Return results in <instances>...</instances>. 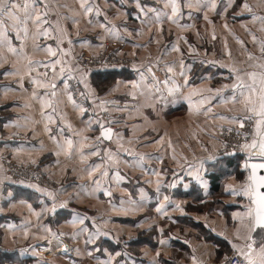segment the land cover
<instances>
[{
  "label": "crops",
  "instance_id": "crops-1",
  "mask_svg": "<svg viewBox=\"0 0 264 264\" xmlns=\"http://www.w3.org/2000/svg\"><path fill=\"white\" fill-rule=\"evenodd\" d=\"M47 2L50 6L51 21L55 22L64 16L75 17L80 21L79 24H73L70 19L60 20L61 25L68 30V38L73 41L72 57L75 58L89 51H99L100 43L108 37L116 39L95 23L91 25L87 23V19L95 21L97 18L94 14L84 17L78 0H47ZM93 2L99 4L112 25L132 23L136 20L140 27L134 5L124 4L123 11L120 12L122 0H93ZM145 2L154 4V0H145ZM192 2L195 4L196 0ZM216 2L218 7L215 12L205 13L196 7L183 9L184 15L180 23L192 24L191 28H180L165 22L162 33L157 31L155 25L152 26L151 31L145 28L143 34L138 37L128 36L125 33L128 53L135 59V64L141 67L151 61L156 65L154 69L158 75L155 76V80L151 74H146V81L141 82L142 88H132L130 82L139 81V77L136 72L133 74L130 70L121 73V77L116 76V81L106 88L104 83H100L99 92L89 78L88 83L97 90V95L106 100L119 102L116 106L109 105V108H125L124 111L104 112L108 114V118L119 121L111 125L114 132L123 134V140L120 142L113 137L112 141H104L100 145L101 148L109 147L112 153L119 155L118 162L106 165L109 168V177L102 178V187L109 189L111 196H104L103 191H93L91 182L100 175L99 170L91 178L86 172L88 165L93 162L100 163L99 157L88 156L86 162H81L75 152L70 159L63 153L59 156L53 154L56 146L49 139L50 133L44 130L46 119L41 114L40 101L32 97L33 86L30 84L31 78L44 79V67H34L29 74L27 60L18 59L6 49L0 48V54L7 59V63L0 67V157H8L19 164L40 166L52 177L55 189L49 190L57 193L58 201H70L67 208H58L54 215L47 213L38 221L27 207V203H31L36 212H39L40 199L46 204H50L51 201L46 197H39L30 188L4 179L0 184V208L3 209L0 211V264H73V261L75 264H98V261L108 259L105 249L110 253H122L121 256L115 257L113 264L116 261H119V264H153L154 261H159V264H210L218 262L230 253H224L208 236L224 240L227 249L231 248V253L234 251L232 244L229 243L230 240L238 245L244 244L243 240L235 239L232 213L243 211V204L247 203V198L242 195H230L227 189L239 187L245 181L248 171H245L244 165L237 167L222 165L218 142V133L222 127L238 125L216 118L217 114L233 115L240 105L222 103L214 93L205 90L219 88L222 84L232 82L229 68L221 67V64L235 65L246 71L259 70L254 67L259 61L249 59V53L254 57H259L260 53L259 44L253 42L249 32L258 40H264V31H261L264 25L260 20L253 21L251 18L253 13L257 17H264V0H236L239 5L246 2L251 12L234 5L222 16L219 13L227 0H216ZM59 5H67V7H58ZM157 6L163 7L162 4ZM123 12L127 15L125 16ZM188 13L192 14V19L188 18ZM18 14L23 15L22 12ZM205 14L212 23L203 19ZM98 19L103 20V16ZM225 22L228 24L227 29L223 27ZM77 30H79L78 35ZM213 32L216 36L215 40L211 38ZM9 35L13 45L19 48L21 41L15 38L10 26ZM153 37L157 42L150 43ZM68 38L61 47L68 49ZM84 40L88 43H82ZM238 40L243 43H238ZM38 42L41 46L47 45L56 49L54 38L41 36ZM133 44L147 45V47L134 48ZM173 44H178L182 50L185 65H191L188 86L181 92L169 91L174 88V83L183 85V78L178 75V61L181 57L180 53L170 50ZM26 52L32 61L42 63L57 58L50 57L45 51L33 50L31 39L26 42ZM158 58L160 59L157 64ZM64 59L69 58L64 57ZM202 60L219 63L212 65L201 63ZM70 63L73 67L76 66L74 59H71ZM166 64L174 65V73L167 72ZM13 67L19 70L18 75L2 74L6 69ZM59 67L60 65H57L55 69L57 73L55 82L62 87V79L58 75ZM185 70L187 71V68ZM74 74L79 75V73ZM165 80L168 83H165ZM6 86L9 90H6ZM82 89L85 91L84 87ZM110 89L115 91L107 94ZM35 90L38 94H43L45 91L39 87ZM133 92L136 93L135 99L132 96ZM141 92L144 94L141 95ZM197 92L212 97L204 105V108L212 109L207 115L203 110L196 112L201 98L199 95H192L193 109L189 108L186 97L189 93ZM230 92V89H226L225 96ZM60 98L64 101L59 105L62 116L53 114L51 108L44 109L45 112L53 115L55 123L48 125L53 130V134L57 130V125L63 121V124L71 123L74 130H81L84 136L92 138V143H95V137L99 136L98 126L94 123V130H88L83 123L89 116H93L91 105L87 104L89 111L81 116L66 97ZM25 118H28L27 128L5 126L8 121L25 124ZM15 135H20V139H16ZM65 135L71 133L66 131ZM72 138L74 141L80 139L76 136ZM121 143L122 147L119 146ZM32 146L35 150H30ZM41 146L42 151L39 150ZM17 148H23V151L16 152ZM125 149L131 151L133 155H128ZM84 151L87 153V146ZM141 154L151 156V160H146L143 164L137 163L136 157ZM173 156L176 158L175 161L172 159ZM160 158L163 159V163L159 162ZM33 160L35 163H32ZM153 169L167 170V174L161 177L159 194L155 183L157 177L151 175ZM116 171L121 174L119 179L113 175ZM173 171L178 176L174 177ZM197 172L203 180V187L193 178ZM3 177V172L0 171V179ZM149 180L152 183H147ZM173 180L176 181V187H168L167 185ZM80 185L85 186V189L78 187ZM141 189L146 194L145 204L137 211L120 210L122 198L125 201L124 208H131L129 199L141 200ZM8 192L13 194L11 205ZM164 195H169L172 200L181 203L185 210L184 214L173 210L166 202L164 203L167 215L158 214L156 207L163 202ZM73 197L78 198L72 199ZM21 200L26 203H20ZM73 209L89 217L85 220V226L90 230L94 231L91 228L90 218L95 217L97 225L110 235L101 237L96 245L85 244L87 234L72 238L71 234L81 227L78 224L73 226L71 223ZM221 212L223 215H220ZM42 226L50 227L57 234L65 235L57 241L43 231ZM158 227L163 229V234L157 230ZM221 232L224 235H220ZM225 236L228 238L225 239ZM114 238H118L119 243ZM161 239L166 240L167 243L161 245ZM65 246L68 248L67 252L63 251ZM97 247L101 250L96 251ZM157 252L160 253L159 257L156 256Z\"/></svg>",
  "mask_w": 264,
  "mask_h": 264
},
{
  "label": "snow or ice",
  "instance_id": "snow-or-ice-1",
  "mask_svg": "<svg viewBox=\"0 0 264 264\" xmlns=\"http://www.w3.org/2000/svg\"><path fill=\"white\" fill-rule=\"evenodd\" d=\"M78 4L84 17L87 18L94 14V16L97 18L95 21L93 19H87V23L89 25L95 23L98 27L104 29L109 35L120 40L124 39V37L121 35V31L126 33L128 36L135 35L138 37L143 34V30L145 28L151 31L153 25L156 26L158 32L162 33V26L165 22L175 24L180 28H191L193 27L192 24L180 23V20L184 15V8L196 7L199 11H204L206 13L207 11L215 12L218 7L216 0H196L195 4L192 2V0H154V4L146 3L145 0H122L120 12L123 11L124 4H132L136 9V19L140 21V27L130 28L127 23L121 25H112L108 15L103 12L99 4L93 2V0H78ZM161 4L163 7L157 6ZM234 5L236 7H242L243 9L251 12V8L246 2L242 5H239L236 3V0H227V3L224 4L223 10L219 13V15L222 16L229 9L233 8ZM58 7H67V5H59ZM20 12L23 13L22 16L18 14ZM120 12H118V14H120ZM123 14L125 16L127 15L126 12H123ZM49 15L50 6L47 0H24L22 4L18 3L17 0H0V48L6 49L9 53L18 57V59L27 60L29 74L34 67L42 66L44 68L53 69V76L50 80L47 78V73L43 74V80L39 78L30 79V84L33 86L32 97L40 101L41 114L46 119L44 130L50 133L49 139L52 140L56 146V151L53 154L59 156L61 153H63L67 158L70 159L73 155V152H75L79 155L81 162H86L88 156L99 157L100 163L93 162L92 164L88 165L86 172L91 178L93 177V174L99 170L100 175L94 178L91 182L93 185V191H103L104 196H111V191L102 187V178L109 177L110 172L106 165L111 162H118L119 155L118 153H112L109 147L101 148L100 145L103 144L104 141H112L113 137H115V139L120 142L123 140V134L120 132H114L113 127L111 126L114 122L118 123L119 121H113V119L110 117L105 119L102 113H111L113 110L124 111L125 108H109V105L116 106L119 102L116 100H106L97 95V90L92 88L87 81L89 70H81L79 64H77L75 67L71 65L70 60L74 59V57H72L73 41L68 38V30L61 25L60 20L63 19L67 21L70 19L73 24H79L80 21L75 17L64 16L53 22L49 19ZM101 16H103V20L98 19ZM188 18L192 19L191 13H188ZM251 18L253 21L260 20L261 24L264 25V17H257L253 13ZM203 19L209 23H212L209 20L207 14L203 16ZM9 21H11V25H9ZM9 26L15 33V38L21 41L19 48L15 47L12 43V39L9 35ZM223 27L227 29L228 24L225 22ZM261 31H264V26H262ZM78 34L79 30H77V35ZM249 34L252 35L253 42L259 44V50L261 53L260 57H254L251 53L248 54L250 60L255 59L259 61V63L254 65V67L259 70L246 71L237 68L235 65L229 66L221 64V67L229 68L232 82L222 84L219 88H208L205 91L208 93H214L216 97L220 98L222 103H230L234 106L240 105L233 115L225 116L222 114H217L216 118L222 121H227L229 124L238 125L236 135L237 137L242 136L244 138V142H237L239 150L247 153L249 159L252 157H258L260 160L258 163L249 164L246 162L244 164V169L245 171L250 169V171L248 172L245 181L239 187L229 188L227 191L230 195H242L247 198V203L243 204L244 210L232 213L235 239L244 241L243 245H238L232 240L229 241V243L232 244V249L236 256L241 258L237 264H264V174H260L261 171L264 170V40H258L254 34L250 32ZM41 36L50 39L54 38L56 40V49L54 50L53 47L47 45L41 46V44L38 42ZM66 38H68V49L61 47ZM211 38L212 40L216 39L214 32ZM29 39L32 41L33 50L45 51L50 57L57 58L55 60H49L47 63L32 61L30 55L26 52V42ZM149 42L152 43L157 41H155L153 37V39H151ZM237 42L243 43V41L239 40ZM82 43H88V41L84 40ZM185 43H187L186 39ZM132 46L134 48L147 47V45L137 44H133ZM189 47L191 48V46ZM225 48H227L226 43ZM170 50L180 53L181 58L178 61V75L183 78V85L174 83V88L170 89L169 91L181 92L184 87L188 86L191 65H185L183 59L184 54L178 44H173ZM64 57H68L69 59H64ZM159 59L160 58L157 59V64L159 63ZM5 63H7L6 57L0 54V67H2ZM201 63L216 65L219 62L202 60ZM57 65H60L58 75L62 79V87L58 86L55 82L57 79V73L55 71ZM112 67H116V65L114 64ZM155 67L156 65H154L151 61L146 65H142L141 67H138L135 63H133L132 68L133 71L138 74L139 81L130 82L132 84V88H142L143 85L141 82L146 81V74H151L153 80H155ZM165 68L168 73H174L173 64H166ZM186 68L187 71L185 70ZM74 73H79V75L77 76ZM2 74L5 76L18 75L19 70L13 67L6 69ZM210 78L211 77H209V79ZM72 80H76L77 84L83 85L85 91H79L78 89L74 90L70 85V81ZM165 83H168V81L165 80ZM37 87L45 90L43 94L37 93L35 90ZM226 89L231 90L230 94L227 96H225ZM6 90H9L7 86ZM112 91H115V89H110L107 94H110ZM74 92H78L79 96L82 98V101L88 102L91 105L93 116H89L88 120L83 121V123L88 130H94V123L98 126L99 136L95 137V143H92V138L84 136L81 130H74L71 123L63 124V121H61V124L57 125V130L54 134L53 130L48 127L49 124L55 123V121L53 119V115L45 112L44 109L51 108L53 114L62 116V113L59 111V105L64 101L60 97H66L67 101L78 110L81 116L89 111V109L84 106L83 102H78L74 98ZM140 94L143 95L144 93L141 92ZM192 95H199L201 97L198 102L196 112L203 110L204 114L207 115L212 111L211 107L204 108V105L208 103L212 97H206L199 92L189 93L186 97L189 102L190 110L193 109L191 99ZM132 96L133 99H135L136 93L133 92ZM27 119L28 118H25V124H20L16 121H8L5 123V126L27 128ZM66 131L71 133V135H65ZM227 131L232 132L233 129L229 127ZM73 136L80 137L79 141H74L72 138ZM86 146L88 148L87 153L84 151ZM119 146L122 147V143ZM30 150H35V147L32 146ZM39 150L42 151L43 147L41 146ZM15 151H23V148H17ZM125 151L128 153V155H133V153L129 150L125 149ZM172 159L175 161V156H173ZM136 160L137 163L143 164L144 161L151 160V156H145L141 154L136 157ZM159 162L163 163V159L160 158ZM186 162L187 161H185V163ZM32 163H35V160H33ZM129 163H131V161H129ZM189 167H191V165H189ZM0 171H3L2 166H0ZM166 174V169H162L160 171L153 169L151 171V175L157 177V180L155 181L157 185V194L160 193V187L162 184L161 177ZM113 175H115L117 179H119L121 176L119 171H116L113 173ZM172 175L174 177L178 176V174L174 171L172 172ZM189 175H192V173H189ZM193 178L196 179L197 183H199L202 187L204 186L203 180L200 179L198 172ZM4 179L11 180L10 177L5 176L0 179V184L3 183ZM11 182L19 183L26 188H30L35 193H37L39 197H46L51 201L50 204H46L43 199H40L39 203L41 205V209L39 212H36L31 203H27V207L37 217L38 221L47 213H52L54 215L58 208H67L70 202L58 201L56 192L49 190L47 187H42L39 183H32L24 179ZM147 183H152V181L149 180ZM167 186L175 188L176 181L173 180ZM78 187H80L82 190L85 189V186L83 185ZM145 195L146 194L144 193V190L141 189V200L136 201L129 199L128 203L131 205V208L123 207L125 201L122 198L120 201V210L125 212L130 210H139V208L145 204ZM7 196L10 198L11 205V197L13 196L12 192H8ZM75 198L78 197H73L72 199ZM19 202L26 203L24 200ZM164 202L170 205L173 210L184 214L185 210L181 206V203L172 200L169 195H164L163 202L159 203V205L156 207V212L158 214H163L165 216L167 215ZM113 208H115V205H113ZM0 211H3V209L0 208ZM220 215H223V213L221 212ZM86 219H89V217L86 215H81L75 209L72 210V225H81V227L76 232L71 234L72 238H76L82 234H87L85 237V244L96 245L97 241L101 237H108L110 235L109 232L102 230L100 226L97 225L95 217L90 218L92 220L91 228L94 229V231L90 230L89 227L85 226ZM169 219L171 218L169 217ZM105 223H107V221H105ZM137 226H139V224ZM42 230L54 237L57 241H59L60 238L65 235L64 233L57 234L47 226H42ZM157 230L163 234L162 228L158 227ZM213 231H215V229H213ZM219 234L224 235L223 232ZM25 235H27V231H25ZM227 238L228 237L225 236V239ZM114 239H116V242L119 243L118 238ZM166 243V240H160L161 245H165ZM95 250L100 251L101 249L97 247ZM63 251H68L67 246L64 247ZM104 251L107 253L108 259L98 261V264H113L115 257L122 255L121 252L110 253L107 252L106 249ZM77 254L79 255L78 250ZM89 255H91V253H89ZM159 255L160 253L157 252L156 256L159 257ZM193 260L195 261V256H193ZM224 260L225 264H232L231 257L225 256ZM73 264H75V261H73ZM115 264H119V261H116ZM153 264H159V261H154Z\"/></svg>",
  "mask_w": 264,
  "mask_h": 264
},
{
  "label": "built area",
  "instance_id": "built-area-1",
  "mask_svg": "<svg viewBox=\"0 0 264 264\" xmlns=\"http://www.w3.org/2000/svg\"><path fill=\"white\" fill-rule=\"evenodd\" d=\"M18 3H23L24 0H17ZM126 53V43L118 40H106L101 45L99 51L95 54L84 53L74 58L75 65L79 64L81 70H89L87 76V81L89 82L90 73L92 71H112L116 70L119 67L128 68L133 74L131 58L125 54ZM261 55V53H260ZM260 57V56H259ZM116 67H112V65ZM106 65V66H105ZM155 76L158 75L154 69ZM43 73H47V78L50 80L53 76L52 68H43ZM78 76V75H77ZM90 84V83H89ZM71 87L75 90L78 89L82 91L81 85L77 84L76 80L70 81ZM74 98L78 102H83L86 107L88 102L82 101V98L79 96L78 92H74ZM105 119L108 118L107 113H102ZM229 127H222L218 133V142H219V154L226 155L228 157H234L236 155L244 154L239 150L238 141L240 143L244 142L242 136L237 137L236 131L237 127H231L232 132L227 131ZM243 131V130H241ZM16 139H20V135L14 136ZM250 139V137H249ZM259 160V158H257ZM253 161V159L248 160L247 163ZM0 166L3 168L4 177H10L11 180L8 181H18L24 179L32 183H39L42 187H47L48 189H55V183L51 177L44 171L42 168L37 167L34 164H19L8 157H0ZM38 178V179H37ZM228 257L232 258V264H237L241 259L237 257L235 252H232ZM210 264H225V260L219 263H210Z\"/></svg>",
  "mask_w": 264,
  "mask_h": 264
},
{
  "label": "trees",
  "instance_id": "trees-1",
  "mask_svg": "<svg viewBox=\"0 0 264 264\" xmlns=\"http://www.w3.org/2000/svg\"><path fill=\"white\" fill-rule=\"evenodd\" d=\"M114 40H118V41H123L126 43V53L129 56L128 53V43L125 39L120 40V39H114ZM103 44V41L100 43V45ZM89 54H95L96 52L93 51H89L87 52ZM260 56V53H259ZM134 61V60H133ZM124 71H128L129 69L126 67H119L116 70H112V71H92L90 73V80H92L93 85H95L97 87L98 92L100 91L99 85L100 83H104V87L106 88L107 86H109L110 84H112L114 81H116V76H120L122 75L121 73H124ZM124 76V74H123ZM121 77V76H120ZM81 87H83L81 85ZM83 91V90H82ZM87 108V106H86ZM237 127V126H235ZM246 154V153H244ZM238 155L234 156V157H228L226 155H219V159L222 161V165H229V166H233V167H237V165H240V157H237ZM38 166V165H37ZM214 188V186H213ZM208 238H212L213 241L217 244L218 248H221L222 251H224V253H231V248L227 249V244L224 240H221L220 238L217 237H213V236H208ZM224 241V242H222ZM224 261V258L219 260L218 262H213V263H219Z\"/></svg>",
  "mask_w": 264,
  "mask_h": 264
},
{
  "label": "rangeland",
  "instance_id": "rangeland-1",
  "mask_svg": "<svg viewBox=\"0 0 264 264\" xmlns=\"http://www.w3.org/2000/svg\"><path fill=\"white\" fill-rule=\"evenodd\" d=\"M129 7V6H128ZM127 7V8H128ZM126 9V8H125ZM109 15H110V13H109ZM127 25L130 27V28H132V27H138V23L136 22V20H133V22L132 23H127ZM121 35L123 36V37H126V36H124L125 35V33L124 32H122L121 31ZM110 39H114V38H111V37H108V38H106V39H104L103 40V42H105L106 40H110ZM128 42V41H127ZM130 57V56H129ZM131 58V62H133V63H135V61H133V60H135L133 57H130ZM136 65H137V63H136ZM237 157H240L241 158V160H240V165H244L246 162H248V160H251V159H253V160H258L257 158L258 157H252L251 159H249L248 158V154L246 153V154H241V155H238ZM37 166V165H36ZM37 167H40V166H37ZM41 168V167H40ZM47 173V172H46ZM49 175V174H48ZM51 177V176H50ZM52 178V177H51ZM231 254V253H230ZM229 254V255H230ZM228 255V256H229Z\"/></svg>",
  "mask_w": 264,
  "mask_h": 264
},
{
  "label": "water",
  "instance_id": "water-1",
  "mask_svg": "<svg viewBox=\"0 0 264 264\" xmlns=\"http://www.w3.org/2000/svg\"><path fill=\"white\" fill-rule=\"evenodd\" d=\"M258 162H260V160H253V161L249 162V164H251V163H258ZM249 171H250V169L248 170V172ZM260 174H264V170H262Z\"/></svg>",
  "mask_w": 264,
  "mask_h": 264
}]
</instances>
